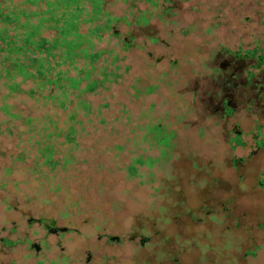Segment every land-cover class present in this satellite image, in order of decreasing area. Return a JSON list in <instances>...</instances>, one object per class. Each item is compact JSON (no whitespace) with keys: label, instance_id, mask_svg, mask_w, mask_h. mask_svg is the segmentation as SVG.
Returning a JSON list of instances; mask_svg holds the SVG:
<instances>
[{"label":"rangeland","instance_id":"374dc122","mask_svg":"<svg viewBox=\"0 0 264 264\" xmlns=\"http://www.w3.org/2000/svg\"><path fill=\"white\" fill-rule=\"evenodd\" d=\"M157 1L103 0L89 112L0 88V264H264V90L225 52L264 44V0Z\"/></svg>","mask_w":264,"mask_h":264},{"label":"trees","instance_id":"16d2710c","mask_svg":"<svg viewBox=\"0 0 264 264\" xmlns=\"http://www.w3.org/2000/svg\"><path fill=\"white\" fill-rule=\"evenodd\" d=\"M134 1L147 5L148 9L140 10L134 18L135 24L145 23L152 13L149 8L154 9L158 1L132 0V5ZM168 9L161 7L163 12ZM125 19L124 15L112 14L103 0H0V88L5 91L3 96L22 93L40 98L46 104L56 99L57 107L73 103L74 107L80 105L89 112V101L81 98L82 94L103 86L109 75H118L114 68H106L105 57L99 64L98 58L108 50L96 44L104 32L118 36V30L114 29ZM128 43L123 39V48ZM110 57L111 63L117 58L115 53ZM73 118L74 111L68 112L67 119ZM70 128L71 125L63 133L66 139L71 137ZM151 129L156 130L158 140L165 144L168 137L159 134V127L154 125ZM254 139L257 147H264V138L254 136ZM41 152L46 161H53L51 144L42 146ZM132 167L130 164L127 169L131 171Z\"/></svg>","mask_w":264,"mask_h":264},{"label":"flooded vegetation","instance_id":"af4514ba","mask_svg":"<svg viewBox=\"0 0 264 264\" xmlns=\"http://www.w3.org/2000/svg\"><path fill=\"white\" fill-rule=\"evenodd\" d=\"M258 25L262 26L264 29V17H262L258 21ZM241 43L244 44L243 42ZM238 45L240 47L241 44H238ZM225 52L231 54L232 59L241 61V67L239 68L240 71L235 69L238 67H235V65L234 66L232 65V69L233 70L235 69L234 73L237 74V76H240L241 80H244L245 78H247L250 81V79L252 80L254 78L256 80L255 82L256 84L254 85H258L259 87H262L264 90V44L262 46L256 47L255 44L250 46V43L246 42V44L240 50H238L237 48L230 52H227V51ZM222 109L226 113L229 112L228 106L224 105L223 103H222ZM1 220L9 222L8 217H2ZM45 226L48 227L50 233L55 234L58 231L55 227L51 228L49 224H45ZM0 229L1 231H4L5 229L4 223L1 224ZM52 229H56V230L51 232ZM9 231H13V228L12 227L7 228V232ZM0 240L7 244L10 241L7 236H1Z\"/></svg>","mask_w":264,"mask_h":264},{"label":"water","instance_id":"95a60500","mask_svg":"<svg viewBox=\"0 0 264 264\" xmlns=\"http://www.w3.org/2000/svg\"><path fill=\"white\" fill-rule=\"evenodd\" d=\"M64 229H65V227H61V228H59V230H64ZM55 230H56V229H52L51 232H53V231H55ZM115 238H117L116 235H114V236H110V239H115ZM33 245H34V248H35L36 250H38V248H39L38 244L33 243ZM88 258H89V256H87L86 260H87Z\"/></svg>","mask_w":264,"mask_h":264}]
</instances>
